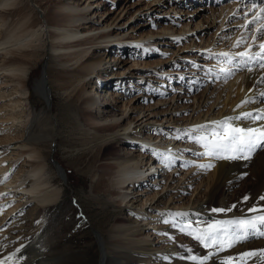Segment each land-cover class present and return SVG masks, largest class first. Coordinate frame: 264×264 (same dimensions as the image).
Instances as JSON below:
<instances>
[{
    "label": "rangeland",
    "instance_id": "rangeland-1",
    "mask_svg": "<svg viewBox=\"0 0 264 264\" xmlns=\"http://www.w3.org/2000/svg\"><path fill=\"white\" fill-rule=\"evenodd\" d=\"M25 2L40 20L44 46L43 54L38 56L30 73L28 89H23L21 94L7 95L16 83L8 81L9 73L0 69V91L5 94L0 96V168H3L0 180L9 174L8 179L0 183V193H8L0 196V255L5 248H11L10 240L13 239L10 235L31 237L40 231L36 228L38 224L52 238L59 250L58 261L62 264H100L103 243L99 241L98 233L109 244L110 234L121 240L126 228L137 226L140 231L134 238L150 242L156 251L170 242L178 258H168L167 264H176L180 260L190 264L192 261L187 259L188 256H204L214 250L204 248L193 236L179 229L188 223L193 227H206L213 221L215 212L212 209L247 204L243 197L248 192L243 190L250 175L248 168L234 166L232 171L238 176L234 182L226 184L231 185L225 191L226 195L222 193L225 187L220 190L222 194L209 195L208 182L212 178L213 166L200 167L210 160H204L207 156L200 155L204 149L193 139L200 135L193 131L192 124L229 113L239 102L238 87L232 82L239 80L244 66L250 61L242 63V58L235 54L252 52L264 43V34L256 31L264 20L249 25L247 29L242 27L253 16V13H248L245 17L250 0H68L76 6V16L71 21L74 27L78 26L77 38H91L73 50L88 48V55H98L103 53L100 47H105L104 59L110 60L114 67L109 82H104L105 74L100 73L103 88L94 83L99 80L95 74L86 85L87 90L95 91L96 96L101 94L99 88L106 89L108 94L113 93L112 104L107 106L109 112L100 111L98 115L95 108L92 110L96 120L101 118L98 124L119 120L110 130H95L88 116L77 118L66 93L57 89L51 67L60 65L52 61V55L58 51L50 48V35L55 29L43 16L40 0ZM29 16H32L30 11ZM5 26H0V29ZM253 36L257 37L255 41ZM241 38L244 42L234 46ZM222 52L233 54L231 62L218 55ZM13 55L19 56L20 53L9 54L0 50V64L4 56ZM238 64L242 66L237 67ZM103 66L97 68L102 69ZM229 68L233 74L226 77L221 70ZM45 69L50 103L35 92L33 85L37 78L43 76ZM115 72L123 74L117 76ZM96 99L99 104L103 101L100 96ZM140 109L141 114L138 112ZM42 111H46L53 123L58 124L53 140L51 138L48 144L49 133L38 131L31 143L18 145L23 144L26 137L18 129L22 121ZM14 112L21 113V117L12 120ZM112 113L115 117L111 118L109 115ZM105 114L108 115L106 120L101 117ZM199 116L200 119L197 118ZM128 121H132L131 126L124 132L122 126ZM80 122L84 124L83 128H87L83 129L87 133L80 132ZM97 131L105 136L101 143L91 137ZM113 133L122 141L115 139L109 142ZM38 151L45 155L46 167L41 179L45 176L48 182L41 186L42 190L59 191L57 200L44 205L36 199L44 190L38 192V197V193L33 197L26 191L14 195L17 184L8 183L16 179L22 182L19 186L31 187L33 176L28 171L38 159ZM112 152L118 153V158L110 157L108 153ZM129 156H133L129 163L137 159L139 168L143 170L151 161L154 160L152 164L159 162L157 171L152 174L154 177H146L145 181L131 184L126 189L112 183L103 184V180H113L119 167L114 165L115 161ZM123 193L125 200H135V206L154 194V199L146 200L144 205L143 210H149V213L135 217L134 211L127 210L126 201H122ZM202 201L207 202V218L200 217L196 221L180 218L178 221L174 215L179 211L189 212L192 206ZM18 203L22 204L16 206ZM11 206L16 208L10 211ZM245 206L249 209L248 205ZM159 209H170L168 213H174L172 217L168 216L167 223L160 219ZM35 211L42 213L40 222L36 221L35 213L32 215ZM171 223L176 225L173 229L169 225ZM110 241L113 243L112 237ZM250 242V246L257 245L254 239ZM132 244L129 242L118 248V255L120 258L126 256L129 263L137 264V258H130L135 251ZM156 259L152 261H158ZM106 264L117 262L111 260Z\"/></svg>",
    "mask_w": 264,
    "mask_h": 264
},
{
    "label": "bare ground",
    "instance_id": "bare-ground-1",
    "mask_svg": "<svg viewBox=\"0 0 264 264\" xmlns=\"http://www.w3.org/2000/svg\"><path fill=\"white\" fill-rule=\"evenodd\" d=\"M67 1L68 0H40V7L41 9H43V16L46 17V20L50 21V26L55 29L53 30V32H51L50 35L52 39L50 42V48L52 49V51H58V54H56L57 52H55V55H52V61L55 62V64L60 65L59 67H55V65L51 67V69L54 70L53 74L55 75L54 78L56 81L57 89L62 90L66 93V98L70 100L69 105H73V107L75 108L77 118L80 115L88 116L92 119V125L95 126V130H110L112 129L113 125L119 123V120L115 119L114 122H110V124H98L101 118L96 120L95 112H93L92 110L95 108V111L98 115L100 111L109 112L107 106H110L112 104L111 100L113 101V93L111 92L110 94H108V91H106V89H102L103 77H100V73L104 72L102 73L105 74L104 82H109L112 76V72H114V67L113 65H110V60L104 59V54L107 50V48L105 47H100L99 50L103 53H99L98 55H88V48L73 50L74 47L84 43L85 41L91 40V38H77V34L79 32L78 26L74 27L71 21V19L76 16V6L68 3ZM29 11L31 12L32 16L28 17ZM4 25H6V28H3L2 30L0 29V50L4 53L9 54H11L12 52L20 53V57L13 55L12 57L5 58L4 56L3 63L0 64V69L9 73V75L7 76L9 79L8 81H15L16 83V85H13L14 87H12L10 92L7 94L8 96H10L12 95V93L16 92H19L21 94L23 89H28L27 83L30 73L33 70V65L37 61L38 56L43 54L42 48L44 46V42L42 41V38L40 36L42 28L40 20L36 16L34 9L30 8L25 0H0V26ZM7 25L9 27H7ZM187 25L188 22L187 24H185V26L187 27ZM259 50V47H256L254 48V50H252V53H255ZM260 62L264 61H260L259 58L250 60V64L244 66L242 76L239 78V80H237V78L236 81L232 82L235 87H238L237 95H239V102L237 104L235 103V106L232 108V110L229 111V113H224V115L220 117L215 116L214 118V116H211L212 120L206 119V121L203 123L192 124V128H194L193 131L195 133H197L198 135L208 133L215 127V125H213L211 122L222 121L225 118H233V123L235 124L253 127L257 126L259 123H264V121L252 122L250 120L235 119V117L243 112L252 111L255 114L257 109H264V97L260 95L261 92H264V68L259 67ZM100 65H104L103 67H101L102 69L97 68V66ZM93 74H95L96 78H99L98 82L96 81L94 83L100 84L99 86L102 87L99 88L101 94L98 95L103 100L100 104L97 101L98 99H96L98 98V96H96V94L94 95L95 91H88L86 88V85L90 83ZM114 74H118L117 76H120L123 73L115 72ZM33 85L35 92H37V94L41 96L45 101H49L50 103L51 96L47 92L46 85V69L43 76L37 78ZM1 91L0 96H5V94H3ZM19 99L20 98H18L17 101H19ZM245 100H249V102L242 104V101ZM238 105H240V107H237ZM101 106H104V108L101 109ZM133 108L135 109V106ZM141 111V109L138 110L139 114H141ZM22 112L23 110L21 111V113ZM21 113L16 114L14 112L12 120H14V118L16 119V117L18 116L21 117ZM113 114L114 113L110 114L109 117H115V115ZM29 115L30 113H28V117ZM207 115L208 114H206L205 116L207 117ZM107 116L108 115L105 114L101 117L106 120ZM30 117L31 118L26 121L23 120L22 124L18 128L21 133L26 134V137L24 138L25 142L18 145L22 146L26 143H31L32 137L36 133H38V131L46 134L49 133V138L47 141V143L49 144L53 140L52 137H54L56 132H58V124L53 123L51 117H49V115L47 116L46 111H42V113L38 115L32 114V116ZM197 118L200 119L201 116ZM138 119H141L140 116ZM131 123L132 121H128L123 124V131L129 128L131 126ZM79 125L81 130L80 132H85L84 130H86L87 128H83L84 124L80 122ZM91 137L93 140L99 139L100 143L105 140V136L98 133V131L96 133H93ZM111 138L112 139L109 142L115 139L118 141H122L121 138L116 136V133H113ZM107 145L109 146V144H106L105 146ZM30 150L32 151L34 149ZM38 152L39 154L37 158L39 160L37 159L33 163L32 169L28 171V174H31V176H33V178H31L32 180L30 179L32 181L30 188H24V185L19 186V184H21L22 182H17L16 179L8 181V183L12 182L17 184V191H13L15 193L14 195L20 193V191H26L33 194L34 197V194L36 195V193L44 190H42L41 186L48 183L45 176L43 180L41 179L42 171L46 167L43 161V157L45 155L42 151ZM108 154L110 155V157L112 156L118 158L119 156L116 152ZM178 154L183 156V153L181 151H178ZM249 155V159L238 160H217L215 158H204V160H210L209 163H213V170L211 172L212 178L210 179V182H208V187H210L209 195L211 194L212 197L215 194L223 193L226 195L225 191L230 189L231 187V185L226 184L230 181L234 182L236 176H238V173L236 174L234 171H232L234 166H236L237 168H241L242 166L248 168L247 170H249L250 175L247 178V183L245 184L244 182V186L246 187L243 190L244 192H248L246 196L249 198L248 200H244L243 197V202L246 201L248 203L244 204L242 207L235 206L234 208H232V206H229V208H232V210L225 211L223 215H221V212H215L212 222H215L217 220L251 217L260 214V212H249L248 210L252 208L264 210V200L261 199V197H264V145L256 147ZM131 158L133 159V156L115 161L114 165L119 167L117 168L116 173L112 178L113 180H103L102 183H112L115 186L118 185L119 187L126 189L131 184L145 181L146 177H154L152 176V174L154 171H157L159 162L152 164L154 162L153 160L150 162V164H148L149 166L146 167L145 170H143L139 168L140 166H138L137 159L132 160V163H129V160H131ZM52 163L55 164L56 161H52ZM108 166L109 168H112L111 165ZM58 168L60 170V167ZM2 169L3 168H0V170ZM244 172H246V169ZM222 187L225 188L222 190V193H220ZM108 190L109 193H113L111 189ZM58 194L59 191L53 189L41 193V196H39L40 194L38 193L36 197H39L36 199H38V201L42 205L49 204L50 202L58 199ZM122 195L124 199L122 201H126L127 210H129L130 212L134 211L132 213L135 215V217H139V215H147V213H149V210H147V212L143 210L144 205L146 204V200L154 199V194L152 195V198L147 197L146 199H144V202L138 204V206L133 205L135 200H125V194L123 193ZM21 204L22 203H18L16 204V206ZM245 205H248L249 209H245ZM14 208L16 207L9 209L11 211ZM34 208H37L36 210H40L36 206ZM191 208L192 209L189 212L179 211L180 213H187L186 216H176L174 213H168L170 209L168 211H166L165 209H159L158 215L162 221H167L168 216L172 217L173 214L176 216L178 221L180 220V218L194 221L195 219L200 217L207 218V215L209 214L207 211V202L205 203L202 201L195 204ZM34 213L37 218L36 221L40 222L42 220V213L35 211L32 213V215ZM134 221L137 220L134 218ZM39 225L40 224H38L36 228L40 229V231L38 230L39 232L35 233V235L31 237H29L28 235L24 236L23 234L22 236L20 235V238L16 235H10V239H13L10 240L11 248L4 249L3 253L0 255V261H3L4 264H62L60 261H58V257L60 256L59 250L52 242V238L50 237V235L46 234L43 228H39ZM169 225L172 229L174 228L172 223ZM139 231L140 230L138 229V226L126 228L125 234L123 235L121 240L114 237L113 234H110V237L113 238V243H111L109 237V244H106L102 235L97 232L99 235V241H102L103 243V247L101 248L102 252L100 256V264H106V261L111 260L117 262V264H132L125 260L127 259L126 256L120 258V256L118 255V248L128 245L129 242H133L132 249L136 251H132L130 258H137V264H167V260H169L168 258H178V256L175 254L174 248L172 247V245H170V242H166L163 249L156 251L154 250L155 248L150 242L135 239L134 235H136ZM259 238L262 237H251L245 242L235 245V247L233 248H228L224 251H220L210 261H208L207 264H221V261H223L226 257H238L241 253L247 251L264 249V239ZM252 239L256 241L257 245L250 246V241ZM212 251L215 252V249ZM127 252L128 251H126L125 253ZM9 257H11V259H8ZM155 257L158 258L156 259L158 261L154 262L152 260H154ZM176 264L188 263H184L180 260V262H177ZM190 264H194V262L192 261ZM233 264H239V262L234 261ZM247 264H259V258H249L247 259Z\"/></svg>",
    "mask_w": 264,
    "mask_h": 264
},
{
    "label": "snow or ice",
    "instance_id": "snow-or-ice-1",
    "mask_svg": "<svg viewBox=\"0 0 264 264\" xmlns=\"http://www.w3.org/2000/svg\"><path fill=\"white\" fill-rule=\"evenodd\" d=\"M248 13H253L252 19L248 20L242 27L248 28L249 25H254L258 21L264 20V0H250V6L245 13L247 18ZM257 32L264 34V24L256 30ZM256 36H253V40H256ZM244 42L243 38L238 40L234 46L238 47ZM138 47H142L138 45ZM249 45V49H251ZM259 51L252 53L244 51L236 53L235 55L242 58V63H247L250 60L259 58L260 61H264V43L259 44ZM218 55L228 58L231 62L233 54L229 52H222ZM242 64H238L237 67H241ZM260 68H264V62L259 63ZM225 76H231L232 70L222 69ZM260 95L264 97V92ZM249 100L242 101L248 103ZM237 107H240L238 105ZM236 120H250L252 122L264 121V109H257L255 114L252 111L243 112L237 117ZM215 127L208 133L194 137L196 143L201 144L204 151L200 155L207 156L209 158H215L217 160H238L249 159L250 153L258 146L264 145V123H259L257 126L239 125L233 123V118H225L222 121L211 122ZM203 127V126H201ZM212 164L201 165L202 168H211ZM9 174H5L3 180L8 179ZM0 180V183L3 182ZM8 195V193H0V196ZM247 196L244 200H248ZM264 200V197H261ZM235 205L232 206L234 208ZM232 208H215L213 212H225L231 211ZM249 212H260V214L251 217H241L229 220H217L215 222L207 224L206 227H199V225L193 227L192 223H188L180 227L181 232H185L188 235L198 241L206 249H215V252L209 251L204 256L191 255L187 259L194 262V264H207L218 252L224 251L228 248H233L239 243H243L251 237H264V210L252 208ZM176 216H186L187 213H176ZM168 221H165L167 223ZM176 226L175 224L173 225ZM14 255V254H13ZM259 258V264H264V249L251 250L241 253L238 257H226L221 264H233L234 261H238L239 264H247L249 258ZM8 259H11L9 257ZM0 264H4L0 261Z\"/></svg>",
    "mask_w": 264,
    "mask_h": 264
},
{
    "label": "water",
    "instance_id": "water-1",
    "mask_svg": "<svg viewBox=\"0 0 264 264\" xmlns=\"http://www.w3.org/2000/svg\"><path fill=\"white\" fill-rule=\"evenodd\" d=\"M52 161H55V160L52 159Z\"/></svg>",
    "mask_w": 264,
    "mask_h": 264
}]
</instances>
